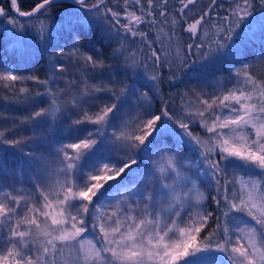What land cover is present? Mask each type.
Segmentation results:
<instances>
[{
  "label": "snow or ice",
  "instance_id": "1",
  "mask_svg": "<svg viewBox=\"0 0 264 264\" xmlns=\"http://www.w3.org/2000/svg\"><path fill=\"white\" fill-rule=\"evenodd\" d=\"M56 3L34 0L25 11L19 0H10L13 15L0 6V17L8 16L15 31L31 28L47 41L50 27L45 20ZM71 4L58 30L67 35L70 48L50 58L47 79L0 71V87L12 94V102L29 104L40 98L45 104L20 119V125L30 128L29 135L9 139L6 133L15 129H0V145L19 148L29 165H38L28 190L0 180V264H264V71L240 63L241 50L227 43L240 35L237 29L243 31L246 21L252 22L254 12L264 11V0H258L259 8L257 0H230L223 17L219 12L213 17L222 7L218 0L192 15L197 0ZM101 22L102 34L121 41L111 52L113 58L124 57L125 76L119 81L92 75L103 71L107 57L91 42L85 50L77 31L80 24ZM184 24L183 32L192 41L186 43V52L180 40ZM142 26L157 31L155 40ZM130 37L133 42L139 38L150 55L138 58L135 51L128 52L123 41ZM193 49L198 59L190 62ZM56 57L69 60L79 76L64 75L68 67ZM225 60L239 66L227 82L218 78L212 93L194 88L195 110L183 98L180 112L170 111L167 101L159 109L152 107L161 95L163 67L175 64L177 71L190 70L194 64L206 68ZM259 63L264 69V57ZM169 79L177 77L173 73ZM58 80L65 86L54 88ZM28 81L43 91L37 88L33 95ZM101 93L110 95L99 104ZM129 110H136V116L121 119ZM73 113L78 118L71 120L64 138L47 155L38 151L50 143L58 122ZM197 121L206 137L192 132L190 126ZM85 124L94 127L84 129ZM169 135L176 147L191 144L199 152L196 179L186 175L191 161L172 150ZM26 146L35 147L24 152ZM0 170L15 172L2 162ZM198 181L215 189L213 210L204 207L206 196ZM234 213H245L255 225L240 221L231 226L230 221L239 220ZM213 218L215 227L209 232ZM89 220L91 238L83 235Z\"/></svg>",
  "mask_w": 264,
  "mask_h": 264
},
{
  "label": "trees",
  "instance_id": "2",
  "mask_svg": "<svg viewBox=\"0 0 264 264\" xmlns=\"http://www.w3.org/2000/svg\"><path fill=\"white\" fill-rule=\"evenodd\" d=\"M91 2L95 3V0H91ZM144 2L146 3V0H144ZM209 2L210 0H197L195 8L189 12V15L198 13L201 10H207ZM172 3H175V0H172ZM218 3L219 5H222V7H218L213 12V17L216 16V12H219L221 17L227 14V9L229 8L230 2H222L218 0ZM109 4L111 6V0H109ZM120 4H123V0H120ZM0 6H3L8 11V16L13 15L10 8V0H0ZM32 6H34V0H19V7L21 10H29ZM73 7L74 6L71 3H63L61 1H57V3L52 7L50 16L45 20L46 24H48L50 27L49 39L47 41H41L35 30L31 28L25 29L24 32L15 31L12 29L11 25L7 23L8 16L0 17V61L2 59V67L6 68L7 70H14L17 74L22 76L36 75L42 80L47 79L51 75L50 58H54L56 52L68 51L70 48L67 35L62 34L58 30L60 28L61 19L66 16V10L71 11ZM257 8H259L258 0ZM118 10L121 12L123 11L122 7ZM169 10L172 11L171 5ZM90 19L94 18L90 17ZM122 22L126 21L122 19ZM262 22H264V11L254 12L252 22L248 24L246 21L247 26H242L243 31L237 29V32L240 33V35H234L233 41L227 42L229 44H234L237 49L241 50L240 55L237 57L240 63L247 62L251 64L253 71L257 73L264 71L259 63L260 59L264 57V27H262ZM102 27V22L87 25L80 24L77 26V31L82 34L81 44L84 45L85 50L88 48L91 42L96 48L101 49V51L107 57L103 71H97L92 75L103 79H108L111 77L114 81H119L125 76L123 70L124 57L121 56L119 59L113 58L111 56V52L113 49L120 46L121 41L118 38L111 40L108 39L106 35L102 34ZM185 27H187L186 24L183 25L180 31V40L182 43H184V52L187 51L186 43L192 42L190 39V34L183 32V28ZM141 30L149 32V39L151 40H155L158 34L155 29L150 30L148 26H142ZM166 30L167 29H165V31ZM123 44L124 47L128 49V52L135 51L138 55V58L144 57L146 54L150 55L146 45L142 44L139 38H136L135 42H133V39L130 37L128 40L123 41ZM21 46L26 48L29 46L31 48L28 55L23 54L22 51L19 50ZM157 47H159V45H157ZM127 54L128 53L126 52L125 55ZM175 54L176 45L173 44L172 55L175 56ZM56 59H59L60 63H63L66 65V67H68V72L64 75H67L69 78H77L79 76L78 72H76V69L71 65V62L65 57H56ZM193 59H198L195 49H193L190 62ZM236 66L239 65H234L228 60L209 64L206 68H202L199 64H194L190 70L181 69L177 71L175 64H173L171 69L165 66L160 70V75L162 76V80L160 82L161 95L157 96L153 100L152 107L154 109H159L160 107H163L164 102L167 101V107L170 111L180 112L182 111L181 105L183 98V102L187 103L191 109L195 110L194 108H196L197 103L195 100L196 96L192 91L194 86L200 85L206 91H214L216 80L219 78L227 82L230 77L231 70ZM173 73L177 77V79L174 81L169 79ZM132 79L133 78L131 74H129L128 82L131 83ZM92 82L95 83L96 80H93ZM27 86L33 90V95L35 94L37 88L43 91V86H38L31 81L27 82ZM64 86V80H58L57 83L53 85L54 88ZM227 86L231 87V84H228ZM18 88L19 85L17 86V91ZM186 93L187 95H185ZM108 95L110 94L101 93V99L97 101V103H104L107 100ZM44 99L46 100L47 98L45 97ZM38 101H40V98H36L35 102ZM29 104H31V102ZM87 106L88 105H85V107ZM21 107H24V104L12 102V94L9 93L7 89L0 87V121L10 117L8 110L18 112V109ZM92 110L96 111L97 109L93 107ZM1 112H4V115L1 114ZM135 116L136 110H129L126 115L121 117V119L131 120ZM75 118L78 117L75 113H73L71 116H68L67 119H63L62 123L58 122L57 131L62 132L59 127L64 128L65 126L66 128L64 129H67L71 123V120ZM119 122L120 120L117 121V123ZM83 126L84 125L81 127L83 128ZM190 127L194 134H200L203 137L208 135L204 129L200 127L198 121L195 125ZM13 128L16 130H14L15 132L9 131L6 134L8 136H12L14 132V138L20 135L27 136L31 131L27 126L20 124L18 128ZM42 129L46 133L48 130V125L44 124ZM37 131H41V128L38 127ZM56 133L54 136H56ZM54 136L49 137L50 143L44 144L42 148L38 149V151L47 154L51 148L54 147ZM168 143L173 151L179 152L181 156H186L188 160L191 161L192 169L191 171H187L186 175L196 179V165L200 160L199 152L191 144H183L179 147H176L175 137L171 135L168 136ZM33 147L35 146H26L24 147L23 151L27 152ZM153 158L159 159V156L154 155ZM0 162L6 165L7 169L15 170L12 175H8L5 171L0 170V180H3V182L14 181L15 179L20 180L24 177L30 181V178L34 173V169L38 166L37 164L29 165L26 162V157L23 156L19 148H12L8 145H0ZM148 164L151 165V160L148 161ZM201 167L203 166L201 165ZM247 175L248 170L246 169L245 178H247ZM201 179L204 180L206 178L201 177ZM198 187L205 193L206 196L204 207L207 210H213L215 208V204L212 201L211 196L215 194V189L209 188L207 183H201L200 181H198ZM219 214L220 213L217 211L216 215ZM233 215L238 217L239 220L230 221L231 226H235L236 222L243 221L245 218L248 219L250 223L255 225V221H252L251 218L245 213H234ZM209 224L210 227L208 228V231L210 232L212 228L215 227V219L213 218ZM256 227L258 228L259 226L257 225ZM88 231L92 232L91 220L88 222Z\"/></svg>",
  "mask_w": 264,
  "mask_h": 264
},
{
  "label": "rangeland",
  "instance_id": "3",
  "mask_svg": "<svg viewBox=\"0 0 264 264\" xmlns=\"http://www.w3.org/2000/svg\"><path fill=\"white\" fill-rule=\"evenodd\" d=\"M19 50L22 51L23 54L28 55V53L31 50V48L29 46L27 48L24 47V46H21V48ZM1 61H2V59H1ZM1 61H0V71L7 70L6 68L2 67ZM194 88L195 89H203V87H201L200 85L194 86ZM204 91L205 92H208V93H212L213 92L212 90H210V91L204 90ZM195 100H196V103H197V106H198V101H197V99H195ZM42 106H45V104L42 103V102H40V101H38V102L33 101V102H31V104H24V107H21L20 109H18V112L8 110V114L10 115V117L5 118V120L2 119L0 121V129H11L13 127L18 128L20 119H23L25 116L31 115V113L34 110H38ZM194 109H196V108H194ZM1 114L4 115V112H1ZM93 127L94 126L93 125H90V124H86V125L83 126L84 129H89V128H93ZM59 128H60V130H62V132L57 131L56 136H54V138H53L54 139V141H53V145L54 146H55V142L56 141H59V140L63 139L64 136H65V130L66 129H64V128H66V127L64 126V128H62V127H59ZM111 131H112V129L109 128L110 134H111ZM14 132H13L12 136H8L7 135L9 139L14 138V136H15V133ZM204 137H206V136H204ZM37 167L34 169V173H35ZM4 183L5 184L15 183L17 186H21L22 185L25 190H28V189H30V188L33 187V185L31 184V182L28 181V179L26 177L21 178L20 180L15 179L14 181H9V182L6 181ZM133 199H135V198L133 197ZM243 221H246L249 225H254L253 223H250L249 220L246 219V218ZM237 223H239V222H236V224ZM240 227H244V224L243 223H240ZM83 235L85 237L91 238L92 235H93V233L91 231H86ZM85 247H87V244L85 245Z\"/></svg>",
  "mask_w": 264,
  "mask_h": 264
},
{
  "label": "water",
  "instance_id": "4",
  "mask_svg": "<svg viewBox=\"0 0 264 264\" xmlns=\"http://www.w3.org/2000/svg\"><path fill=\"white\" fill-rule=\"evenodd\" d=\"M57 1H61V2H63V3H71V0H57ZM220 1H222V2H224V1H228V2H230V0H220ZM21 19H24V18H21Z\"/></svg>",
  "mask_w": 264,
  "mask_h": 264
},
{
  "label": "bare ground",
  "instance_id": "5",
  "mask_svg": "<svg viewBox=\"0 0 264 264\" xmlns=\"http://www.w3.org/2000/svg\"><path fill=\"white\" fill-rule=\"evenodd\" d=\"M228 4V3H227Z\"/></svg>",
  "mask_w": 264,
  "mask_h": 264
}]
</instances>
